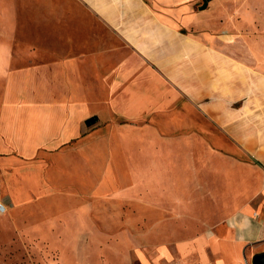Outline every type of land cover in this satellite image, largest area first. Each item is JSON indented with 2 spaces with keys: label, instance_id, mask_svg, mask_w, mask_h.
<instances>
[{
  "label": "crops",
  "instance_id": "1",
  "mask_svg": "<svg viewBox=\"0 0 264 264\" xmlns=\"http://www.w3.org/2000/svg\"><path fill=\"white\" fill-rule=\"evenodd\" d=\"M191 1L0 0V157L25 162L24 189L53 203L58 193L78 198L85 187L153 216L204 217L198 234L157 244L140 264H253L264 253V59L262 79H247L243 95L239 67L226 80L231 100L242 105L231 109L225 129L230 158L214 155L213 188L207 171L190 180L191 151L199 163L207 157L200 138L191 145L187 135L160 138L150 125L126 122L158 102L151 93L160 75L152 67H167L169 81L182 88L185 73L181 79L174 66L179 53L190 56L191 42L164 25ZM207 5L201 16L213 11L221 19L230 7L231 24L239 22L237 1ZM246 5L245 21L262 25L264 57V0ZM163 47L165 59L156 60Z\"/></svg>",
  "mask_w": 264,
  "mask_h": 264
},
{
  "label": "rangeland",
  "instance_id": "2",
  "mask_svg": "<svg viewBox=\"0 0 264 264\" xmlns=\"http://www.w3.org/2000/svg\"><path fill=\"white\" fill-rule=\"evenodd\" d=\"M235 1L238 10L233 11L238 12L239 19L235 25L229 17L230 7H224L220 20L213 11L201 16L200 13L208 9V5L201 9L203 0H193L184 12L183 9L175 12L174 23L164 26L191 42L187 46L190 56L181 50L184 55L179 53L174 66L180 69L181 79L185 73L182 88L176 86L177 82L174 85L169 81L168 72L164 71L167 67H152L160 75V86L151 93L157 95L158 102L143 106L142 112L131 116L136 119L126 120L156 128L160 138L187 135L183 138L187 143L192 142L191 145L199 143V140L194 143L193 139L200 138L206 145L207 157L199 163L195 152L191 151L193 174L190 180L199 181L198 171H207L206 181L212 188L217 181L213 171L214 155L219 151L230 158L231 138L225 129L230 125L231 109L242 105V98L231 100L226 80L230 79L232 67H239L241 96L247 91V79L255 82L262 79V25L248 24L246 0ZM166 51L163 47L156 60L165 59ZM149 74L143 72L144 79ZM221 77L222 93L219 90ZM163 79L166 81L162 82ZM259 92L255 95H260ZM198 133L201 136L195 135ZM25 164L20 160L8 164L0 157V202L7 206V211L0 214V264H140L141 256H150L157 244L198 234V225L204 220L198 215L153 216L146 214L149 211L145 207L136 209L126 204V200L109 198L104 190L87 194L85 187H80L78 198L76 194L61 192L57 194L61 198L53 203L49 197L44 200L36 195L38 190L24 189L19 173ZM8 175L15 176L9 178ZM10 190L16 194L9 197ZM167 222L176 230L166 229L164 223ZM181 222L193 223L195 230L184 231Z\"/></svg>",
  "mask_w": 264,
  "mask_h": 264
},
{
  "label": "water",
  "instance_id": "3",
  "mask_svg": "<svg viewBox=\"0 0 264 264\" xmlns=\"http://www.w3.org/2000/svg\"><path fill=\"white\" fill-rule=\"evenodd\" d=\"M208 1L210 0H203V4L201 6V9H204L206 8L207 4H208ZM97 120V117L96 116H92V117H89L85 123L86 125L90 126L91 124H93L95 121ZM253 264H264V253H261L259 255H256L253 259Z\"/></svg>",
  "mask_w": 264,
  "mask_h": 264
},
{
  "label": "built area",
  "instance_id": "4",
  "mask_svg": "<svg viewBox=\"0 0 264 264\" xmlns=\"http://www.w3.org/2000/svg\"><path fill=\"white\" fill-rule=\"evenodd\" d=\"M6 210L7 206L4 203L0 202V214L5 213Z\"/></svg>",
  "mask_w": 264,
  "mask_h": 264
}]
</instances>
